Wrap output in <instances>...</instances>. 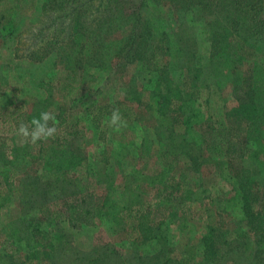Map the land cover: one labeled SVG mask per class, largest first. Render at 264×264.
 <instances>
[{"label":"rangeland","instance_id":"obj_1","mask_svg":"<svg viewBox=\"0 0 264 264\" xmlns=\"http://www.w3.org/2000/svg\"><path fill=\"white\" fill-rule=\"evenodd\" d=\"M6 1L0 0V14ZM26 10L14 16L8 37L0 32V73H11L19 83L29 74L17 99L31 114L64 109L66 122L59 126L56 119L57 133H71V147L87 162L47 178L44 164L53 151L45 153L38 142H21L16 129L0 122V179L2 171L11 170L10 164L14 176L12 189L0 182V197L9 198L0 208V257L5 256L0 264H264V239L249 232L243 201L234 190L239 177L254 178L263 191L264 214V150L254 138L243 160L228 161L192 140L190 129L179 131L169 117L159 115L153 93L179 90L184 74L199 63L216 97L201 107L194 129L202 134L200 123L208 120L222 124L224 107L235 105L232 90L237 80L249 63L264 58V42H259L264 35V0H37L33 12ZM8 22L5 18L0 28ZM140 31L144 37L165 32L168 54L163 63L170 67L169 76L148 69L143 62L150 53L145 43L136 48L144 55L142 61L126 56L132 55L130 42ZM218 34L235 41L245 34L259 45L257 53L233 61L214 46ZM66 53L90 75L81 80L84 96L67 106L61 95L48 98L38 88L54 64L64 66ZM255 80L262 140L264 76ZM179 94L186 103L187 96ZM9 99L11 91L1 92L0 106L5 108ZM92 103H110L120 113L131 106L137 120L116 131L107 125L106 116L97 126L88 112ZM163 150L166 159L178 160L172 174L188 187L193 202L185 217L166 218L160 237L140 245L123 209L160 195L163 186L152 178L163 169ZM88 191L100 201V222L76 229L65 217L58 218L68 213L66 201ZM42 208L47 211L42 213ZM211 225L229 229L234 239L229 252L207 259L203 237ZM34 229L46 232L47 239L34 236Z\"/></svg>","mask_w":264,"mask_h":264},{"label":"trees","instance_id":"obj_2","mask_svg":"<svg viewBox=\"0 0 264 264\" xmlns=\"http://www.w3.org/2000/svg\"><path fill=\"white\" fill-rule=\"evenodd\" d=\"M27 2V3H26ZM37 0H7L2 8L3 13L0 14V22L5 18L9 20L6 25L0 28V32L8 37L11 34L10 22L15 19L14 16L19 11L26 10L28 13L36 9ZM25 11V12H26ZM141 20L137 18V22ZM13 23V22H12ZM141 35L133 38L130 44L133 47L132 55L129 52L126 56L130 61L141 60L144 55L136 48H140L142 43L148 47L150 52L143 62L152 72H157L160 77L170 75V67L163 63L164 58L168 54V46L166 44L165 32L161 31L158 35L144 37V32L140 31ZM240 34V33H239ZM142 38H141V37ZM262 36V35H261ZM260 36V37H261ZM231 36L227 34H218L214 39V46L217 45L219 50L225 52L233 61L238 58L250 59L251 55L257 53L258 46L256 42H251L246 39L245 34L241 37H236L235 40L230 39ZM147 42H149L147 44ZM259 42H264V35L260 38ZM255 46L257 49L253 48ZM135 50V51H134ZM65 58L63 67H56L54 64L50 71L43 77L42 81L38 83V88L47 93L48 98H52L56 94L61 95L64 104L73 105L80 100L84 95L80 94L81 91L86 89L81 80L89 77L86 66L81 64L75 65L74 55L66 53L63 55ZM10 60H13V58ZM142 61V60H141ZM254 63H249V67L240 77L232 90L233 100L235 105L231 107H224V122L214 123L208 120L206 123L201 122V133H197L194 129V119L200 116L201 107L209 106L210 98L216 97L210 83L207 82L203 66L196 64L188 69L184 74L181 83H179V90L167 91L166 93L161 90H156L154 93L157 112L163 117H169L173 127L179 126V131L186 129L192 134L191 139L199 142L200 145L206 147L207 150L218 151L228 161H241L250 152L249 144L258 141L262 151L264 150V137L261 138L258 134L259 118L261 116V108L258 103L257 90L255 88L257 76H264V58H260ZM24 80L19 83L10 74L0 73V93L11 91V99L5 108L0 106V122L8 126V129H17L20 122L30 124L33 118H38L41 112L31 114L26 110L25 103H19L18 90L22 87L24 82L28 81L29 74L25 73ZM158 75V76H159ZM90 82V81H89ZM91 90H89V93ZM183 92L188 99L184 103L183 98L179 93ZM189 101V102H188ZM147 101L140 105L146 106ZM73 107H70L72 109ZM113 109H119L110 103L102 105L89 106L88 112L93 116L97 126L100 125V120L103 117L111 116ZM64 109L59 110L56 114L59 126H63L66 122ZM123 119L127 122L133 123L137 120V112L130 106H126L125 112L121 113ZM263 133V131H262ZM255 134V135H254ZM71 133L60 134L57 133L54 138H50L49 142L39 141L43 144L45 153L52 150L53 152L47 156L45 160V169L49 171L47 178H55L61 174H66L72 170L85 166L87 159L84 155L77 152L76 149L70 145ZM255 142V141H254ZM256 143V142H255ZM5 147V143H1ZM162 158L165 160L163 169L152 178V183L158 186H163L160 195L151 200L144 202H132L130 206L123 209L128 212V223L135 233H138L139 244H146L154 239L160 237V226L166 218H177L179 215L185 217L188 211L191 210L190 204L193 199L190 195L188 187L183 185L182 181L177 179L172 174L177 165V159H166L167 151L163 150ZM145 157L150 159L151 154L146 152ZM11 170L2 171L4 179H0L7 184L8 188H13V167ZM166 174L168 176L166 177ZM237 196L243 201L245 215L248 220L249 232L254 235L260 234L264 239V214L260 209V203L263 195L259 184L254 178L239 177L236 187ZM8 197H0V208L8 201ZM65 207H68V213L61 214L58 218L65 217L70 226L80 229L82 226H92L100 222L101 208L100 201L93 191H88L81 197L76 198L73 202H65ZM45 213L46 209H41ZM122 211V212H123ZM33 235H41L47 239V233L38 229L33 230ZM234 234L229 229L211 225L209 231L203 237L205 249V258H218L230 251L229 242L233 240ZM5 257V256H3ZM0 257V261H3ZM8 264H14L11 261ZM20 264H33L32 260L23 261Z\"/></svg>","mask_w":264,"mask_h":264},{"label":"clouds","instance_id":"obj_3","mask_svg":"<svg viewBox=\"0 0 264 264\" xmlns=\"http://www.w3.org/2000/svg\"><path fill=\"white\" fill-rule=\"evenodd\" d=\"M106 123L116 131L127 126V121L123 119L119 109H113L110 119ZM56 124V114L51 111H43L38 118H33L30 124L23 121L20 122L16 129V134L23 143L36 144L39 141L54 138L58 131Z\"/></svg>","mask_w":264,"mask_h":264}]
</instances>
